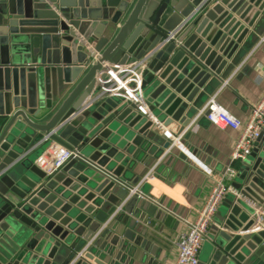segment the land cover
Listing matches in <instances>:
<instances>
[{"label":"water","instance_id":"1","mask_svg":"<svg viewBox=\"0 0 264 264\" xmlns=\"http://www.w3.org/2000/svg\"><path fill=\"white\" fill-rule=\"evenodd\" d=\"M256 22L264 0H0V264H106L99 242L84 248L122 204L149 210L124 183L143 180L141 150L172 139L98 75L144 60L149 110L182 133ZM53 143L79 155L48 174L37 160ZM242 162L201 264L264 260V128Z\"/></svg>","mask_w":264,"mask_h":264},{"label":"crops","instance_id":"2","mask_svg":"<svg viewBox=\"0 0 264 264\" xmlns=\"http://www.w3.org/2000/svg\"><path fill=\"white\" fill-rule=\"evenodd\" d=\"M256 26L260 32L254 35L255 40L248 42L246 54L226 78L209 84L210 92L200 100L185 131L180 133L176 122L168 125L159 122V136L168 137L165 134L168 131L177 143L172 142L158 156L141 150V161L134 171L144 170L145 176L148 175L142 180L140 190L149 197V210L134 205L129 212L122 204L84 249L99 242L98 249L106 253V264H173L176 261L178 239L187 229L185 221H193L197 209L205 203L215 178L228 166L239 135L237 130L212 125L201 113L202 108L216 95L232 115L247 121L264 93V23L256 22ZM186 131L190 132L188 137ZM199 162L212 169L213 175L207 174ZM242 164V161L234 164L236 175L231 184ZM216 216L213 225H216ZM260 223L264 229V214ZM210 244L208 236L199 264L208 256ZM260 260L256 259L254 264H260Z\"/></svg>","mask_w":264,"mask_h":264},{"label":"built area","instance_id":"3","mask_svg":"<svg viewBox=\"0 0 264 264\" xmlns=\"http://www.w3.org/2000/svg\"><path fill=\"white\" fill-rule=\"evenodd\" d=\"M181 27L169 34V38L176 37L181 31ZM146 62L144 60L134 65H110L107 64L108 77L102 79L98 75V79L102 85V94L104 96H120L138 105L139 110L144 115L150 117L155 124L161 126L159 121L153 116L149 110L148 104L143 96V75ZM109 84L108 86H104ZM201 113L206 119L215 126L220 128H231L237 130L239 135L234 144L231 158L225 171L215 178V184L211 189L203 206L197 209L196 216L193 221H185L187 229L180 234L178 239V253L176 261L173 264H199L200 252L204 242L208 238L209 230L215 222V216L223 204L226 196L230 192L236 191L231 181L236 175L234 164L238 161L246 160L253 151L255 142L262 129L264 128V93L258 103L253 107L252 113L247 121H242L232 115L218 100L217 96H212L206 105L202 108ZM165 134L176 144V139L168 131ZM79 155L76 149L71 150L59 143H53L37 160V164L48 174H52L61 168L71 157ZM200 166L207 174L213 175L212 169L200 163ZM148 175L143 179L146 180ZM142 182V181H141ZM128 197L138 195L141 198L148 196L140 190L139 183L130 187ZM126 199V200H127ZM121 208V207H120ZM261 228V227H260Z\"/></svg>","mask_w":264,"mask_h":264},{"label":"rangeland","instance_id":"4","mask_svg":"<svg viewBox=\"0 0 264 264\" xmlns=\"http://www.w3.org/2000/svg\"><path fill=\"white\" fill-rule=\"evenodd\" d=\"M199 258H200V255H199Z\"/></svg>","mask_w":264,"mask_h":264}]
</instances>
